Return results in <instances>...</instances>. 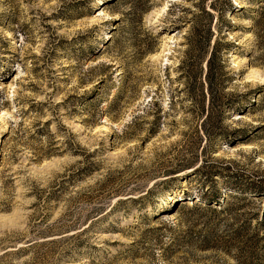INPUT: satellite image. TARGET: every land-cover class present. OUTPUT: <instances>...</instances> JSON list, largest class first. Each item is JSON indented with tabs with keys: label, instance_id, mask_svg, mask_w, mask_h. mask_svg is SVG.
<instances>
[{
	"label": "rangeland",
	"instance_id": "obj_1",
	"mask_svg": "<svg viewBox=\"0 0 264 264\" xmlns=\"http://www.w3.org/2000/svg\"><path fill=\"white\" fill-rule=\"evenodd\" d=\"M263 5L0 0V264H246L210 209L264 219Z\"/></svg>",
	"mask_w": 264,
	"mask_h": 264
},
{
	"label": "trees",
	"instance_id": "obj_2",
	"mask_svg": "<svg viewBox=\"0 0 264 264\" xmlns=\"http://www.w3.org/2000/svg\"><path fill=\"white\" fill-rule=\"evenodd\" d=\"M264 6V5H263ZM262 21V20H261ZM253 22L258 25L259 23V19H254ZM261 25V24H260ZM195 29L192 27L190 34L192 36H195ZM198 38L199 41H204V43L207 45H209L210 39H211V33L208 30V27L206 29V31L204 33H199L198 34ZM216 52H217V42H214L212 45V49L210 51L209 57L207 59V65L209 66V69H211V64L213 62V60L216 58H218L216 56ZM207 80L209 83V88L208 91L210 93V107L213 103V101L215 100V98L217 97V91L213 89V87L211 88V76H207ZM211 116L209 115V112L207 113L205 119H204V123L202 125L204 132L209 133L211 128L209 125L207 126V123H209V118ZM248 192L253 193V194H264V184L262 182L257 183L256 185H254V187H250V189H248ZM233 199H235V205L234 206H230L227 208H223V209H218L215 208H211V211H214V213H217V215L221 214L222 211L225 210V213H230L233 214L232 218L233 220V224H234V228L232 229V234L227 237L226 243H224V247L229 249H236V251H238L239 253H241V259H242V263H246V264H260L261 261L264 263V219L262 220H256V223L254 226L251 225V222L255 219L254 217H249L248 215H246L247 213H245L244 211L238 212L241 208L247 206V202H245V197H232ZM219 199H222V204H226L227 199L222 198V196L217 193L212 195L211 198H208L207 201L211 202V203H215V204H219ZM239 202V203H238ZM219 213V214H218ZM239 256V255H238Z\"/></svg>",
	"mask_w": 264,
	"mask_h": 264
}]
</instances>
